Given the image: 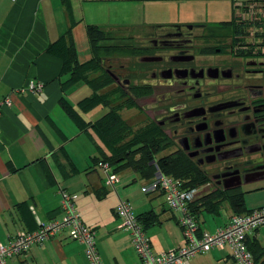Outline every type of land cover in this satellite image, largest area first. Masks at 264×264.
<instances>
[{"label":"crops","instance_id":"1","mask_svg":"<svg viewBox=\"0 0 264 264\" xmlns=\"http://www.w3.org/2000/svg\"><path fill=\"white\" fill-rule=\"evenodd\" d=\"M186 1L228 6L233 16L226 20L218 14L216 22L193 16L183 18L180 10ZM249 4L251 0H0V244L8 245L21 233H32L43 224L60 220L61 191L65 190L77 195V209L85 225L95 233L104 264H142L130 233L122 228L117 215L121 200L132 203L155 254L184 247L179 216L169 210L164 194L142 192L155 180L156 163L154 174L148 175L134 168L133 172L124 169V161L112 164L108 160L111 153L98 131L106 108L82 107L81 102L91 97L93 90L84 81L68 86L71 72L64 70L60 52L51 53L48 47L63 38L68 44L70 34L77 61L84 63L92 56H82L79 39L86 36L90 47V25L105 31L147 33L205 25L227 37L221 25L234 16L237 25H241L239 21L252 23L248 31L252 35L242 36L246 40L256 39L255 33L264 38V23L251 21L245 8ZM163 153L166 152L157 157H164ZM99 159L111 163L117 177L114 185H109L108 176L95 167ZM260 208H264V201L240 214ZM234 214L231 208L225 217L222 209L214 213L213 209L201 208L197 217L202 231L215 233L228 225ZM263 231L264 224L247 241L261 264ZM8 264L91 262L86 246L71 240L64 230L42 245L32 246L25 255L9 259ZM190 264L235 263L228 247H216L194 257Z\"/></svg>","mask_w":264,"mask_h":264},{"label":"flooded vegetation","instance_id":"2","mask_svg":"<svg viewBox=\"0 0 264 264\" xmlns=\"http://www.w3.org/2000/svg\"><path fill=\"white\" fill-rule=\"evenodd\" d=\"M218 32L153 29L133 57L139 67L123 64L112 77L136 109L151 105L149 125L165 135L161 152L228 192L264 175V46L251 52L233 32Z\"/></svg>","mask_w":264,"mask_h":264},{"label":"built area","instance_id":"3","mask_svg":"<svg viewBox=\"0 0 264 264\" xmlns=\"http://www.w3.org/2000/svg\"><path fill=\"white\" fill-rule=\"evenodd\" d=\"M245 8L252 22L264 23V0H251V4ZM96 167L108 176L109 185L115 184L117 177L112 173L109 163L99 161ZM185 183L163 174L158 168L155 180L142 188L145 194L163 193L169 210L179 216V225L186 242L184 247L179 249L155 254L151 240L136 216L132 204L127 200L119 202L117 215L122 220V228L130 233L132 244L142 264H190L194 257L216 247H228L235 264H258L248 248L247 241L248 237L255 234L264 224V208L247 214H234L224 228L215 233H208L201 230L200 222L192 210V205L201 198V187L191 188ZM77 198V195L61 191V219L43 224L32 233H21L8 245L0 244V264H8L9 259L25 255L32 246L42 245L64 230L68 231L71 240L86 246V255L91 264H104L98 251L95 233L85 225L77 209Z\"/></svg>","mask_w":264,"mask_h":264},{"label":"trees","instance_id":"4","mask_svg":"<svg viewBox=\"0 0 264 264\" xmlns=\"http://www.w3.org/2000/svg\"><path fill=\"white\" fill-rule=\"evenodd\" d=\"M236 20L237 17L234 16L230 22L222 23V30L226 32L227 37H232L233 32L237 37V41L240 42V46L246 48L250 47L251 52L258 46H264V38L261 36V33H255L256 37H253L256 39L254 40L251 38L246 40L242 37L243 35H252L248 32L251 31L252 23L239 22L241 25H237L238 23ZM106 33L107 31L102 30L97 26H88L87 34L92 51V58L84 63H79L77 61V52L70 34L67 35L70 39L68 44L64 42L63 38L57 43L50 45L48 50L54 54L60 52L59 54L62 55L65 64L64 70L71 72V77L66 83L68 86L79 81H84L93 90V95L81 102L82 107L88 110L94 109L98 106L106 108L107 111L98 122V131L111 153L108 160H110L112 164L121 161H124L129 165L137 163L139 165H133V168L140 171L142 174L146 173L148 175L154 174L155 165L153 163H156L157 167L165 175L173 176L180 180L186 176L184 181L186 182L185 185L188 187L195 188L207 184L209 182L207 175L199 172L187 171L191 165L190 163H187L185 159H175L170 156L157 157L162 150L165 135L157 127L151 125V128L149 129L145 128L142 131L134 132L127 121L123 119L121 111L135 109L136 107L132 104V101H130V99L117 88L116 89L121 94V98L131 105L128 106V104H125L124 106L121 105L122 107H116V105L112 104V101L109 99L111 96L110 90L113 89L115 84L112 77L113 72L108 63L113 60L114 57H124L123 54H126L125 51H131V49L113 45H103V42L109 41ZM135 55L134 52L132 55L127 54L125 56L134 57ZM131 136L132 138L128 139ZM99 161L107 163L106 160L99 159L95 163L96 166ZM111 163L109 164L112 168ZM220 193L222 194L221 196H217L216 193H209L202 198L197 199L192 205V210L195 216L197 217L199 215L201 208H207L209 210L213 209V212L217 213L222 209L223 204H228L235 214L247 212L245 197L243 194L239 193L238 190L228 192L222 191ZM220 198H226L228 201H215ZM254 258L258 264H261L255 255Z\"/></svg>","mask_w":264,"mask_h":264},{"label":"rangeland","instance_id":"5","mask_svg":"<svg viewBox=\"0 0 264 264\" xmlns=\"http://www.w3.org/2000/svg\"><path fill=\"white\" fill-rule=\"evenodd\" d=\"M182 8L180 10V17L187 18L189 16H193L197 19L203 18L206 21H213L216 22L217 18L216 15L220 14L222 18L226 20H230L233 16V12L230 13L228 6H222L220 7L218 4L213 3L211 6H206V4L203 3H194L191 1L182 2ZM211 26V25H208ZM215 26V25H213ZM224 31V30H223ZM252 31H255V29H252ZM147 32L145 31H121V30H111L107 31L106 35L109 41H105L102 44L103 45H118V47H126L131 49V51L127 50L125 51L126 54H123L124 57H114L113 60H111L108 65L111 66V70L113 71L114 68H119L121 65H126L132 70H134L136 67H139L137 59L133 57L125 56L127 54H133L136 49L144 44L145 37H147ZM77 37L79 38V34H77ZM79 48L82 53V56L84 58H90L92 56L91 54V48L89 47L88 41L86 36H84V40L81 38L79 39ZM87 52V53H86ZM89 55V57H87ZM93 77V75H92ZM110 100L112 101V104L116 105V107H122L121 105L128 104L130 106V103H127L125 100L121 98L120 92L116 89V86H113V89L110 90ZM150 104L143 105V110L138 109H130V110H122L121 114L123 119L128 120L129 124L131 125V128L134 132L142 131L145 128H151L149 125V121L151 117L153 116L151 110ZM154 113V112H153ZM129 137L128 139H131ZM167 154L163 153L161 156H165ZM256 157H252L251 159L254 160ZM138 159V158H137ZM134 166H137L139 164L132 163ZM122 166L125 168H130V172H133L132 165H129L128 163L124 162ZM122 168V171L124 170ZM212 175V174H211ZM186 178V176H184ZM182 178L184 181L185 179ZM209 181L212 179L208 177ZM258 180H255L253 182L245 183L238 189V192L243 194L246 201V206L248 209L257 208L261 202L264 201V175L256 178ZM141 183V182H140ZM208 184V183H207ZM201 187L199 195H207L209 193L217 194V196H221L223 190L217 189V187L213 185H207L206 187ZM215 201H228L226 198H220L216 199ZM132 204V203H131ZM133 207V205H132ZM134 208V207H133ZM135 210V209H134ZM230 206L228 204H223L222 206V216L225 217V215L229 212ZM262 227V226H261ZM263 234V242H264V231ZM197 257V256H196Z\"/></svg>","mask_w":264,"mask_h":264},{"label":"water","instance_id":"6","mask_svg":"<svg viewBox=\"0 0 264 264\" xmlns=\"http://www.w3.org/2000/svg\"><path fill=\"white\" fill-rule=\"evenodd\" d=\"M256 178H259V177H256ZM256 178H253V179H251L250 181H248V182H246V183H249V182H253V181H255V180H258V179H256Z\"/></svg>","mask_w":264,"mask_h":264}]
</instances>
